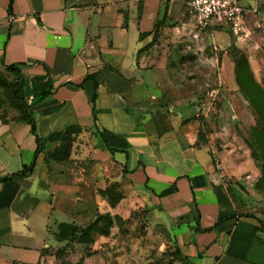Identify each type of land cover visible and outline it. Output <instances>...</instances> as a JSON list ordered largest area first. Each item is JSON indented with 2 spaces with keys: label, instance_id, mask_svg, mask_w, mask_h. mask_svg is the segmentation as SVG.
<instances>
[{
  "label": "crops",
  "instance_id": "1",
  "mask_svg": "<svg viewBox=\"0 0 264 264\" xmlns=\"http://www.w3.org/2000/svg\"><path fill=\"white\" fill-rule=\"evenodd\" d=\"M241 5L248 39L221 29L213 37L234 45L264 88V0ZM194 25L187 0H0V74L4 66L20 69L19 94L42 140L31 175L1 181L30 165L36 142L29 124L0 121V260L19 252L27 258L20 264H40L44 250L59 246L57 224L93 220L76 221L87 216V202L76 209L81 199L51 183L45 164L55 148L47 136L78 126L186 264H264V218L247 211L246 197L218 172L208 147L196 146L203 114L196 96L180 88L189 78L170 68L185 47L197 54ZM220 59L231 73L228 52Z\"/></svg>",
  "mask_w": 264,
  "mask_h": 264
},
{
  "label": "rangeland",
  "instance_id": "2",
  "mask_svg": "<svg viewBox=\"0 0 264 264\" xmlns=\"http://www.w3.org/2000/svg\"><path fill=\"white\" fill-rule=\"evenodd\" d=\"M214 23V19L211 20V24ZM225 27V24L219 28L195 26L194 31L199 32L200 42L197 54L191 53L185 47V57L172 61L170 68L177 69L179 74L183 72L189 78L184 87L180 88L186 94L192 92L197 98V107L203 114L201 140L208 147L210 158L218 172L225 180L236 184L235 191L246 197L247 211L264 218V193L254 187L261 175L264 160L251 133V128H261V123L245 94L235 83L237 57L231 47L224 48L213 37V31L217 29L230 33ZM225 51L228 52L231 62L229 74L227 68L220 66V56ZM221 72L224 74L223 82L218 76ZM193 74L195 81L191 82ZM254 77L256 78L255 74ZM223 84L226 85V91L223 90ZM230 86L233 88H228ZM56 146L46 155L48 160L46 159L45 164L51 169L50 182L57 186L67 185L68 193L73 194L67 196L71 200L81 199L76 202V209H84L81 203L87 202L88 205L87 216L76 218V221L87 224L93 218L94 210L108 212L120 220L112 228L109 238L99 239L90 247L95 253L86 256L89 250L79 246L58 252V245H54L44 250L40 264H78L81 258L82 264H167L169 261L183 264L172 253V240L166 238L158 228L148 225L143 211L132 201L128 191L121 187L124 197L113 209L97 196L98 189L106 187L110 182H116L114 180L118 176L109 161L94 147L91 134L85 130L70 144L66 140ZM59 150L61 151L58 152ZM252 152L259 156L255 158ZM47 195L48 192L45 197ZM68 206L71 205L65 204V208ZM48 223L54 226L53 219L50 218ZM23 255L24 253L10 252L0 262L8 264L10 259H16L20 264L27 259Z\"/></svg>",
  "mask_w": 264,
  "mask_h": 264
},
{
  "label": "trees",
  "instance_id": "3",
  "mask_svg": "<svg viewBox=\"0 0 264 264\" xmlns=\"http://www.w3.org/2000/svg\"><path fill=\"white\" fill-rule=\"evenodd\" d=\"M233 54L237 57L239 54L236 53L234 45L230 46ZM4 72L0 74V121L2 123H7L9 120L22 121L30 125V130L35 137L36 149L34 152L33 160L28 166H23L22 169L11 176L1 179V181H12L15 177H27L31 175L33 167L35 164V159L37 155L42 151V140L35 135V124L32 117L28 114V108L26 101L20 96L18 89V82L20 78V69L15 65L4 66ZM95 94L93 95V100ZM200 115L198 120L201 123ZM258 121V120H257ZM259 122V121H258ZM259 124V123H258ZM201 128V127H200ZM85 130L78 126H68L64 130L56 133H52L47 136L46 141L52 145H60L64 141L68 140L69 144L74 141L75 137ZM201 129H199L197 135L196 146H203ZM205 146V145H204ZM256 149V147H255ZM61 150H59L60 152ZM252 155L256 158L259 154L252 152ZM264 169V163L261 165V170ZM117 182H110L103 189H98L97 194L106 202V204L111 208H115L116 205L123 199V193L121 190V184H116ZM254 187L257 189V185L254 184ZM245 217H253L251 214H245ZM120 218L117 216H112L108 212L100 213L95 211L93 220L87 225H79L74 222L71 223H59L57 224L55 231L52 233V237L56 243L59 244L56 251H68L73 249L76 246L84 247L89 251L86 256H89L91 253H95V250H91V246L99 239H107L110 236L112 228L117 225V221ZM260 224L261 222L258 221ZM158 228L161 233L170 239L169 234L162 228ZM171 240V239H170ZM172 253L180 259L179 263L186 264V258L181 254L179 249L172 242ZM91 250V252H90ZM95 251V252H94ZM90 252V253H89ZM82 264V258L78 262ZM167 264H173L172 261L167 262Z\"/></svg>",
  "mask_w": 264,
  "mask_h": 264
},
{
  "label": "built area",
  "instance_id": "4",
  "mask_svg": "<svg viewBox=\"0 0 264 264\" xmlns=\"http://www.w3.org/2000/svg\"><path fill=\"white\" fill-rule=\"evenodd\" d=\"M189 19L196 27L205 28L215 24H225L231 37L246 41L249 34L244 25L245 9L241 0H187ZM102 11V8L97 10Z\"/></svg>",
  "mask_w": 264,
  "mask_h": 264
},
{
  "label": "water",
  "instance_id": "5",
  "mask_svg": "<svg viewBox=\"0 0 264 264\" xmlns=\"http://www.w3.org/2000/svg\"><path fill=\"white\" fill-rule=\"evenodd\" d=\"M236 53H239V51L236 50ZM234 76L237 87L245 94L261 123V128H251V133L259 153L264 160V88L254 80L251 69L242 54L238 56ZM256 185L259 191L264 193V169Z\"/></svg>",
  "mask_w": 264,
  "mask_h": 264
}]
</instances>
